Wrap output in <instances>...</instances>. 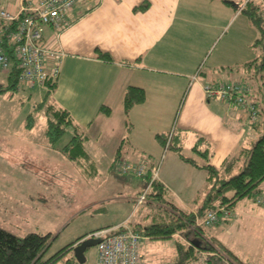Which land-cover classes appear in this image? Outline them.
Returning a JSON list of instances; mask_svg holds the SVG:
<instances>
[{
  "label": "crops",
  "instance_id": "obj_1",
  "mask_svg": "<svg viewBox=\"0 0 264 264\" xmlns=\"http://www.w3.org/2000/svg\"><path fill=\"white\" fill-rule=\"evenodd\" d=\"M36 1L0 0V8L18 12ZM230 1L234 5L224 0L84 1L65 14V26L57 35L50 26L44 32V40L63 53L50 102L68 112L71 124L67 130H78L89 158L106 160L108 169L117 156L127 161L144 157L158 161L156 180L166 190L165 199L193 213L203 199L206 173L184 162L177 150L165 151L156 134L173 130L171 145L183 156L204 164L205 159L193 148L208 151L209 162L219 167L241 148L251 146L263 129L259 123L250 126L244 110L209 100L203 91L205 83L238 80L244 75L243 66L262 55L256 28L241 13L242 0ZM252 1L264 5V0ZM143 4L145 8L140 7ZM96 49L106 52L111 60L99 58ZM52 62L50 58L49 64ZM198 70V78L192 82ZM128 86L142 88L145 99L126 114L123 97ZM35 88L43 90L37 96L40 103L46 89ZM34 89L25 91L31 97ZM102 108L109 113L101 112ZM110 171L105 170L107 187L120 190L121 185L132 186L130 194L122 199L134 203L144 179L130 180L122 174L127 178H117ZM96 174L97 170H91L86 177ZM259 190L264 196V181ZM168 193L173 200H168ZM118 199L92 201L79 213L111 207ZM106 207L100 222L91 225L84 238L97 230L111 231L124 223L131 226V222H141L138 217L129 221L128 215L113 220L110 215L114 210ZM247 218L264 221V207L241 200L233 209L231 221L216 225L209 235L204 229L202 237L219 241L245 264H257L259 252H255V259L248 257L252 252L248 254L244 236L254 232L239 225V220ZM146 240L151 238L143 236ZM168 241L174 248V236ZM67 254L73 258L71 250Z\"/></svg>",
  "mask_w": 264,
  "mask_h": 264
},
{
  "label": "rangeland",
  "instance_id": "obj_2",
  "mask_svg": "<svg viewBox=\"0 0 264 264\" xmlns=\"http://www.w3.org/2000/svg\"><path fill=\"white\" fill-rule=\"evenodd\" d=\"M235 26L237 22L233 23L231 29L233 27L234 30ZM256 54L257 51L253 52V58ZM251 84L256 90L255 95L258 97L256 101L260 107L261 92L257 91L260 85L259 77L253 78ZM42 92V89L35 88L32 92L33 96L30 97L28 92L21 88L0 95V227L7 231L9 229V232L19 237L31 232L50 234L51 245L45 254L47 257L87 233L91 225L100 222L103 216H100L101 212H104L107 205L97 211L89 209L79 213L83 205L92 201L110 197L119 198V201L112 203L111 207H106L107 210H114L110 217L115 220L128 215L129 221L136 217L140 218L138 220H141V223L131 222L132 227L156 220H167V217L173 214L162 205L142 203L136 207L135 202L122 199L130 194L132 186L121 185L120 190L107 187L105 170H111L110 174H115L117 178L127 177H123L115 167L108 169L106 160L90 159L91 163L84 162L80 167L68 159L61 153L60 148L69 140L71 136L69 130L51 146L44 133L45 115L42 111L34 110L39 101L37 96ZM28 115L33 116L31 129L24 127ZM262 120H264L263 116ZM168 134L170 135V132ZM129 162L148 163L147 160H129ZM91 170H97V174L94 177H86ZM129 179L141 180L139 177ZM140 187L133 186L135 190L140 188L139 192H141L143 187ZM167 196L168 200L174 199L170 193ZM243 201L251 204L253 202L249 199ZM117 206L118 209L115 210ZM232 219L233 210L229 221ZM226 221L228 220L224 221L219 217L216 223L205 227L206 233L209 235L216 229V225H225ZM240 224L245 225V231L254 232L252 236L244 234L245 241L249 244L250 251L247 252L248 254L252 252L248 257L255 259L257 255L255 252H259L256 263L264 264V221L247 218L245 221L243 219V222L239 220ZM192 228L193 226L189 224L186 229L176 233L178 235H173L175 242L181 241L185 246H190V239L195 238L191 232ZM168 240L142 241L141 252L144 260L149 264H171L175 253L172 242ZM194 252L196 258L187 264H230L220 251L195 248ZM155 254H158V257H155ZM95 255V247H87L84 251L85 260L78 264H94ZM68 256V254L63 256L56 264H65Z\"/></svg>",
  "mask_w": 264,
  "mask_h": 264
},
{
  "label": "trees",
  "instance_id": "obj_3",
  "mask_svg": "<svg viewBox=\"0 0 264 264\" xmlns=\"http://www.w3.org/2000/svg\"><path fill=\"white\" fill-rule=\"evenodd\" d=\"M227 3L233 1L224 0ZM145 8L146 4L140 6ZM264 5L255 4L249 0L241 9V13L249 18L258 33L257 43L262 49V55L252 61L247 62L243 66L244 75L235 81L242 86L248 88L246 94L248 99L252 101L258 109L259 118L257 122L260 124L262 131L251 146L241 148L238 153L226 158L221 166L216 167L209 162L208 151H199L193 148L195 152L205 159L204 164H198L195 160L183 156L178 147L171 145L172 133L156 134V138L163 144L164 149H175L178 151L181 159L206 173V186L204 188L203 199L200 206L196 208V212H188L178 209L173 204H170L165 199L166 190L159 183L158 180H151L146 200L144 204L155 203L157 205H165L173 214L167 217V220H156L144 225L137 224L131 228L140 233L142 236L151 239H170L174 234L183 231L190 226H193L191 231L194 237L190 239V246H185L181 241L174 242L175 257L173 264H187V262L196 258L194 249H201L207 251H220L230 264H245L242 262L230 249L225 247L217 240L203 239L205 227L196 225V218H202L209 210H217L221 207L232 211L237 202L249 199L254 204L258 205L255 200L257 197H264L259 194L261 183L264 181V17L262 16V9ZM99 58L104 60H111L110 56L99 49H96ZM17 72L12 67L9 73L5 76L4 82L0 83V95L6 92H15L22 87L18 86L16 80ZM259 77L260 85L257 91L261 92V106L257 105L256 95L251 84L253 78ZM214 84V83H213ZM55 81H48L45 84V92L42 100L34 110L42 111L46 118L45 136L48 143L53 146L54 143L67 131V127L71 124L68 112L63 111L50 102V92L55 88ZM145 99V92L142 88L136 86H128L123 97L124 112L128 111L136 104L142 103ZM101 112L109 113L108 109L102 108ZM33 126V116L28 115L26 118L25 128L31 129ZM62 154L68 159L74 161L78 166L82 167L84 162L91 163L88 154L83 147V138L81 134L75 129L69 140L60 148ZM120 157H115L112 162V168ZM147 160L149 167L155 165L151 159L144 157L139 159ZM150 171V170H149ZM144 176L139 177L144 179V187L150 182V172ZM130 177H137L125 175ZM142 189V190H143ZM261 206V205H259ZM263 207V206H262ZM141 223V222H140ZM98 231V230H97ZM120 228L113 230L112 233H117ZM86 235L81 236L76 241L83 239ZM75 241V242H76ZM75 242L69 243L62 247L50 256L45 257L50 245V234L28 233L24 237H19L2 227H0V264H56L61 259L66 251L71 250ZM207 243V244H206ZM204 245V246H203ZM223 257V258H225ZM65 264H78L74 258H67Z\"/></svg>",
  "mask_w": 264,
  "mask_h": 264
},
{
  "label": "built area",
  "instance_id": "obj_4",
  "mask_svg": "<svg viewBox=\"0 0 264 264\" xmlns=\"http://www.w3.org/2000/svg\"><path fill=\"white\" fill-rule=\"evenodd\" d=\"M84 1L97 4L101 0H37L28 6H22L18 12L0 8V83L4 82L12 67L17 72L18 86L24 89L45 88L46 82L57 80L63 53L54 50L44 40L45 27L50 26L57 35L65 26V14ZM248 1L242 0L240 10ZM262 16L264 17V8ZM50 58L53 59L52 64H49ZM198 74L199 70L191 77L192 82L198 78ZM203 91L209 100L244 110L249 124L258 120L259 112L246 95L247 87L236 82L221 81L203 84ZM115 169L122 175L137 177L144 176L150 170V182L135 198L136 207L144 203L151 180L157 179V164L149 167V162L133 164L119 159L115 163ZM255 202L264 207V197H257ZM230 213L225 207L209 210L202 218H196V225L209 227L219 217L224 221L229 220ZM118 228L120 231L117 233H112L113 230H101L88 236L98 239L94 246L96 264H148L141 252L143 236L134 231L129 223H124L115 230Z\"/></svg>",
  "mask_w": 264,
  "mask_h": 264
},
{
  "label": "water",
  "instance_id": "obj_5",
  "mask_svg": "<svg viewBox=\"0 0 264 264\" xmlns=\"http://www.w3.org/2000/svg\"><path fill=\"white\" fill-rule=\"evenodd\" d=\"M98 242V239L88 237L80 240L77 242L72 248L71 252L73 255V258L77 263H82L85 258H84V251L87 249L89 246H95Z\"/></svg>",
  "mask_w": 264,
  "mask_h": 264
}]
</instances>
